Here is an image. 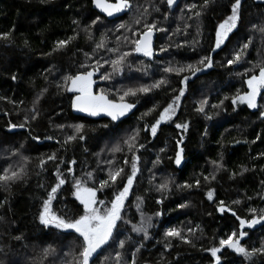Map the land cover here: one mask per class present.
I'll use <instances>...</instances> for the list:
<instances>
[{
	"label": "trees",
	"instance_id": "16d2710c",
	"mask_svg": "<svg viewBox=\"0 0 264 264\" xmlns=\"http://www.w3.org/2000/svg\"><path fill=\"white\" fill-rule=\"evenodd\" d=\"M232 2L234 0H212L199 21L200 35H197V22L187 19L190 13L186 5H200L203 0H180L173 10L168 9L166 0H134L138 5L159 8L160 11L156 12L149 7L151 14L148 20H155L166 31L155 32L156 41L151 60L133 53L128 58L131 69L125 68L110 82L100 81L98 77L102 72L97 73L94 77V89L99 91L105 88L109 91L110 98H115L112 93L116 87L150 84L166 75L161 69L169 61L195 63L211 51L215 27L229 14ZM165 13H168V19H165ZM97 15L99 14L92 9L91 0H0V33L11 32L10 41H0V170L13 162L10 157L13 149H20L22 155L30 158L23 180L13 184L10 190L0 187V201L6 200L0 207V217H3L0 220V261L4 264H34L41 249L52 245L56 252L47 258V264H62L64 254L77 249L80 241L75 239L74 233L68 235L56 229H45L37 219L47 189L56 182L53 175L55 165L60 164L65 177L82 176L86 171H93L97 179L87 181V186L99 187V180L106 179L105 170L108 165L104 161L112 160L117 166L125 168L123 179L126 180L130 171V165L124 164L127 149L115 154L107 149L133 128H140L138 143L145 147L137 152L140 171L123 210L130 224L118 222L121 223V230L131 236V242L126 246L125 261L130 262L132 252L142 244L136 254V264H211L210 254L204 249L218 245L221 237L238 227V222L230 213L221 214L216 211L218 202L224 201L246 219L251 218L248 208H264V199L260 198L264 196V186L261 185V181H264V155H261L264 153V119L259 116V111L264 110V97H257L258 109H248L246 105L234 108L230 99L237 89L246 90L243 77L236 73H244L245 69L252 67V63L264 60V34L251 27L252 24H264V0H242V22L238 31L230 34L222 51L213 53L214 66L197 73L189 81L188 90L177 109V116L173 118L176 122L189 123L188 131L183 133L185 139L182 146L185 151L181 166L174 163L176 141L181 134L174 123L163 125L158 135L153 137L144 131V124L153 122L159 115V110L144 120L138 118L153 104L162 108L170 102L174 94L172 90H178L179 80L190 73H183L181 77L167 74L170 83L166 89L139 97V103L136 99L129 98L130 102L136 103V107L117 122H110V118L105 116L92 118L75 113L71 106L73 94L57 89L56 84L62 83L64 75H74L80 70V64L86 62L84 53H92L95 41H88L81 29ZM99 16L101 21L93 26L95 39L98 40L101 33H106L109 38L108 46H115V34H119H114L115 25L128 21L130 14H123L115 20ZM181 16L184 17L183 20L180 19ZM73 20L80 21L79 27L72 23ZM185 22L191 27L184 29ZM177 27L181 29L179 33L174 32ZM73 35L77 38L66 49L53 51L56 41ZM249 36H252L253 43L245 53L244 61L239 65L227 66L226 61L231 58L232 52L247 42ZM194 39L199 43L193 48ZM185 41L188 43L185 44ZM161 47L167 51L160 52ZM122 50L128 51V47H123ZM109 57L110 54L101 50L93 58ZM87 63L91 64V61ZM145 65L150 66L146 76L136 71V68ZM49 69L52 71H48ZM107 70L108 65H105L102 71ZM13 75L15 80L12 79ZM41 89L47 91L37 105L40 113L38 119L29 120L24 128L9 129L10 123L22 124L25 116L32 114L30 110L33 100ZM205 97L208 98L206 114L198 113L197 102ZM221 100L223 106L214 109L212 105L219 104ZM206 115L211 116V119H206ZM77 123L85 125V140L62 146L58 141L62 142L65 134H70L72 129L60 130L56 125ZM103 125H108V128ZM205 131L207 135H204ZM32 136H38L39 141L33 140ZM46 136H52L53 139L46 140ZM161 149L164 151L161 152ZM52 153H56L58 159L48 162L46 169L41 172L37 167L39 159ZM221 154L224 170L216 172L215 180L205 181L204 176L214 171L210 162L218 160ZM157 155L160 162L154 166L153 161L157 159ZM59 157H63L65 162L60 163ZM14 159L19 160V156ZM128 159L130 160V154ZM72 160L76 162L72 165L73 172L68 174L67 162ZM242 169L247 171L240 174ZM233 173L237 175L230 179ZM164 179L170 181L169 190L165 193L156 191L155 186ZM196 179L201 182L198 189L177 187ZM73 183L69 178L65 190L60 191L59 198L53 201L54 211L58 214L73 216L83 213L82 205L72 194ZM39 184H44L45 187L40 188ZM119 187H123L122 182ZM209 188L214 190L217 203L206 199L205 193ZM114 190L106 188L97 193V198L110 201ZM137 196L144 198L142 211L145 217H152L153 226L149 229L150 238L147 240L143 238V234L131 232V224L138 223L141 219L134 207ZM248 197L252 199L249 200ZM157 199H163V203L157 204ZM237 199L241 200V204H232ZM186 202L188 207H178ZM157 211L161 213L159 217L153 215ZM196 225H200V230L189 235L191 244L170 238L168 242L171 247L165 248L163 233L167 228H182L187 234V229L195 228ZM249 232L244 245L249 249L258 248L264 240V227L257 226ZM16 236H21V239L16 240ZM114 251L115 245L105 248L100 257L110 253L114 255ZM222 260L224 264H245L242 257H237L230 250L224 251ZM96 264H100V258H97ZM252 264H264V255L253 257Z\"/></svg>",
	"mask_w": 264,
	"mask_h": 264
},
{
	"label": "snow or ice",
	"instance_id": "6c2138e0",
	"mask_svg": "<svg viewBox=\"0 0 264 264\" xmlns=\"http://www.w3.org/2000/svg\"><path fill=\"white\" fill-rule=\"evenodd\" d=\"M212 0H203V3L197 5L196 3L187 4L186 8L190 15L187 17L188 20H195L197 35H200V24L199 21L203 15V12L209 7ZM92 5L95 9H99L106 17H115L119 19L120 14H130V19L128 21H122L115 25V46L109 47V38L106 33H101L98 40L95 39L93 26L97 25L101 21V17L97 15L90 23L86 24L83 29H81L88 41H95L92 53L85 52V63H81L76 74H66L62 77V83L57 82L56 87L60 91L75 93L72 96L71 106L74 110L81 113H86L89 116H100L104 115L110 118V122L120 121L122 117H125L132 109L136 107V103L130 102L129 98L136 99L139 103V97L147 96L156 90H165L166 86L169 85L170 81L167 74H175L177 77H181L183 73H190V75H183L179 80L180 87L173 89V95L165 106L162 108L158 104H153L151 108L143 112L138 118L139 120H144L146 117L151 116L154 112L159 110V115L154 118L153 122H145L144 131L149 132L151 136L156 137L161 127L165 124H173L175 128L181 133L178 136L175 146V158L174 163L177 166L182 165L184 159V135L189 129V123L187 121L176 122L173 120L177 116V109L180 107L181 98L185 96L186 91L189 87V81L192 77H195L197 73H202L205 69H210L214 66L213 53L217 50H223L226 47V41L230 38V34H234L238 31L240 23L242 22L241 15V4L242 0H234L230 5V12L221 20L215 27L214 42L211 45V51L200 57L195 63L180 64L168 62V65L163 67L161 71L166 74L162 75L160 79L154 80L150 84H139L137 86L129 87H116L112 96L115 98H110L109 91L105 88H101L99 91L94 89L96 80L94 77L97 73L99 75V80L104 82H110L114 77L119 76L125 68L131 69V64L128 62V58L133 54H141L151 60L154 55V33L155 32H165L166 30L160 28L155 20L149 21L148 16L151 14L149 12V7L151 6L154 11L159 12L160 9L152 5H138L134 3V0H91ZM169 9H172L175 0H166ZM165 19H168V13L164 14ZM180 19H184L183 16ZM73 24L78 27L80 25L79 20H73ZM187 22L183 24L184 29L190 28ZM252 29L259 31L264 34V24H252ZM181 29L177 27L174 32L179 33ZM75 32V30H74ZM174 33H169L172 35ZM77 38L76 35L69 36L67 39L58 40L55 42L53 51H61L66 49L72 41ZM11 32L0 33V41H10ZM188 42L185 41V44ZM199 41L193 40V48L197 45ZM253 43L252 36H249L247 42L242 43L238 49L232 52L231 58L227 59L226 65H239L244 61L245 53L248 52L250 45ZM27 44V41H25ZM123 47H128V51L122 50ZM177 47H183V45H177ZM103 50L105 53L110 54L108 59L100 58L94 59L93 57ZM160 52H166L167 49L161 47ZM50 54V53H49ZM91 61V64L87 63ZM252 63V62H249ZM108 65L109 70L102 71L104 66ZM148 65L136 68V71L140 72L142 75H148ZM48 71H52L49 69ZM252 74H248V73ZM236 75L243 77V84L246 85V90L241 91L237 89L236 93L230 98L231 103L234 106L246 105L248 109H258L257 97H264V60H259L256 63H252L250 69H245L244 73H236ZM13 80L16 79L15 75L12 77ZM47 79V77H45ZM47 89H41L40 93L33 100V107L30 110L31 115L25 116V122L19 125L9 124V129L13 128H24L29 120L35 121L38 119L40 113L38 110V103L43 97ZM229 99V97H225ZM208 104V98L205 97L197 102L196 111L198 113H205V106ZM223 106V100L219 104H213L214 109H219ZM260 118L264 119V110L259 111ZM206 119H211V116L206 115ZM103 127L108 128V125H103ZM57 129L63 130L65 128L72 129L70 134H65L63 141H58L62 143V146L71 145L75 141H84V124H70L56 125ZM140 128H133L130 132L126 133L119 142L114 144L107 151L112 154L124 152L125 154L124 164L130 165V171L127 173L126 180L123 179L125 175V168L122 166H117L114 161L106 160L104 163L108 165L106 171V179L99 180V187L87 186V181H95L97 177L94 175L93 171H86L82 176L70 175V177H65L64 173L60 169V164L55 165L56 171L53 173L56 182L51 185L46 191V197L42 199L40 208L38 210L37 219L39 223L45 229H56L63 234L71 235L72 233L77 234L75 239L79 240L80 243L78 248L75 250H70L64 254L62 259V264H96L97 258H100V264H136V254L142 248V244L138 245L132 252V259L130 262H126L124 259L126 246L131 242V236L126 234L121 230V223L124 225L130 224V220L125 217L123 210L125 209V201L129 197L130 190L133 188L134 180L137 177V173L140 171L138 167V162L140 157L137 152L144 148V144L138 143L140 138ZM204 135H207L205 131ZM33 140L39 141L38 136H32ZM259 138V137H258ZM44 139L51 140L52 136H46ZM23 148V145H21ZM87 151V149H85ZM104 151V149H101ZM161 152L164 149L160 150ZM130 154V160L128 155ZM261 155H264L262 153ZM19 156V160L14 158ZM99 156V154H97ZM10 157L13 158V162L8 163L0 170V187L5 190H10L11 186L18 181L24 179L27 174V164L30 162V158L22 155L20 149H13L10 153ZM58 159L56 153H52L46 157H41L37 167L43 172L46 169V164L48 162H54ZM223 155L221 154L218 160H213L210 162L214 171L210 172L209 175L204 176V180L216 179V172L224 170V165L222 163ZM60 163H64V158L59 157ZM75 160L67 162L66 171L68 174L73 172L72 165ZM160 162L159 155L157 159L153 161L155 166ZM99 163V159H98ZM247 169H242V174ZM236 173L230 175L232 179ZM71 179L74 181L72 184L73 196L75 200L79 202L83 207V213L79 215H61L54 211L53 201L59 198V192L65 190L67 186V180ZM123 183V187H119V183ZM151 182V179H150ZM200 180L196 179L192 183L185 182L182 186L187 189L193 187H200ZM170 181L164 179L159 185L155 186V190L158 192L165 193L169 190ZM261 185L264 186V181H261ZM38 187L44 188V184H39ZM106 188H114L113 195L110 201L100 200L97 198V193L103 191ZM214 190L209 188L206 193V199L212 203H217L214 199ZM259 195V194H258ZM264 199V196L260 197ZM251 200V197H248ZM6 203L5 201H0V207ZM157 204L163 203V199H157ZM144 204V198L142 196H137L134 202V207L140 214L141 219L138 223L131 224V232L137 235L143 234L145 240L150 238L149 229L152 225V217H145L142 211V206ZM232 204L239 205L241 200H233ZM188 203L180 204L178 207L185 208L188 207ZM216 211L221 214L230 213L235 221L238 222V227L234 228L230 233H227L225 237H221L218 241V245L204 249L210 254L211 264H224L222 256L224 251L230 250L237 257H242L245 264H252L253 257L256 255H264V240L261 241L260 246L251 247L250 249L244 245V239L250 235L249 230H255L257 226L264 227V208H248V212L251 214L250 219L241 217L237 211L224 201H219ZM155 217H159L161 213L159 211L153 214ZM3 217H0L2 220ZM200 230V225H196L195 228H188L187 234H185L184 229L170 227L167 228L163 236L165 237V248L171 247L169 241L170 238L180 239L185 244H191L192 241L189 239V235H194L196 231ZM124 238L121 239L120 237ZM16 240H20L21 236H16ZM118 241V243H117ZM115 245L114 255L109 254L104 257H100V253L104 251L105 248L112 247ZM194 246V245H193ZM56 250L52 245H48L41 249L38 257L34 260V264H47V258L54 255ZM0 264H4L0 261Z\"/></svg>",
	"mask_w": 264,
	"mask_h": 264
},
{
	"label": "water",
	"instance_id": "95a60500",
	"mask_svg": "<svg viewBox=\"0 0 264 264\" xmlns=\"http://www.w3.org/2000/svg\"><path fill=\"white\" fill-rule=\"evenodd\" d=\"M112 2H114V0H112ZM180 2V0H175V4H174V6H173V8L172 9H169V10H173L177 5H178V3ZM92 4V3H91ZM167 4V3H166ZM168 7V6H167ZM92 8L94 9V10H96L100 15H102V16H104L105 18H107V19H109V20H115V19H117V18H115V17H106L103 13H101L100 11H99V9H95V7H94V5H92ZM123 14H120V16L119 17H121ZM153 40H154V45H155V41H156V34L154 33V37H153ZM75 111V113H77V114H80V115H88V114H86V113H81V112H79V111H76V110H74ZM75 234V233H74ZM77 235V234H76Z\"/></svg>",
	"mask_w": 264,
	"mask_h": 264
},
{
	"label": "rangeland",
	"instance_id": "374dc122",
	"mask_svg": "<svg viewBox=\"0 0 264 264\" xmlns=\"http://www.w3.org/2000/svg\"><path fill=\"white\" fill-rule=\"evenodd\" d=\"M69 93H71V94H75V93H72V92H69ZM104 115H100V116H96V117H93V116H90V117H92V118H98V117H103ZM106 117V116H105Z\"/></svg>",
	"mask_w": 264,
	"mask_h": 264
},
{
	"label": "bare ground",
	"instance_id": "6f19581e",
	"mask_svg": "<svg viewBox=\"0 0 264 264\" xmlns=\"http://www.w3.org/2000/svg\"><path fill=\"white\" fill-rule=\"evenodd\" d=\"M93 9V8H92ZM94 10V9H93ZM96 11V10H95ZM97 12V11H96ZM98 13V12H97ZM99 14V13H98ZM100 15V14H99ZM102 16V15H101ZM104 17V16H103ZM105 18V17H104ZM109 20V19H108Z\"/></svg>",
	"mask_w": 264,
	"mask_h": 264
}]
</instances>
